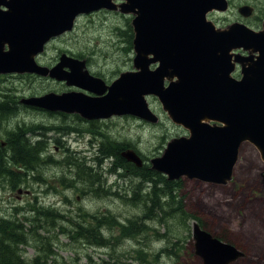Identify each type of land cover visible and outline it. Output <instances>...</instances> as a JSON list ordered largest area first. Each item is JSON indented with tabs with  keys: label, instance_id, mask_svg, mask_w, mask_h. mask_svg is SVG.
<instances>
[{
	"label": "water",
	"instance_id": "obj_1",
	"mask_svg": "<svg viewBox=\"0 0 264 264\" xmlns=\"http://www.w3.org/2000/svg\"><path fill=\"white\" fill-rule=\"evenodd\" d=\"M116 1L0 0V71L46 74L35 60L46 41L72 30L78 15L119 8L133 16L136 70L117 79L126 81V96L116 112L126 103V114L158 123L147 101L155 95L171 119L189 131V136L169 141L163 155L152 159L153 167L170 180L185 176L227 184L245 142L264 160V27L255 31L240 22L218 27L209 14L227 11L228 0ZM240 12L248 16L251 9L245 5ZM235 61L240 79L233 76ZM73 68L69 78L77 81L80 71ZM121 155L143 164L133 148ZM192 234L201 264H229L246 254L197 220Z\"/></svg>",
	"mask_w": 264,
	"mask_h": 264
},
{
	"label": "flooded vegetation",
	"instance_id": "obj_2",
	"mask_svg": "<svg viewBox=\"0 0 264 264\" xmlns=\"http://www.w3.org/2000/svg\"><path fill=\"white\" fill-rule=\"evenodd\" d=\"M228 1L229 9L227 11L214 10L210 14L227 17L233 12L231 22L225 27L240 22L255 31L263 29L264 0ZM116 2L120 3L121 1L117 0ZM245 5L251 9V14L248 16H244L240 12V7ZM1 8L6 10L4 5H1ZM114 12L126 16L119 8L101 9L90 14L78 15L72 30L46 41L44 50L35 57L39 65L46 67V74L0 71V206L6 200L12 201L15 194L19 198L26 199V207L19 206V209L10 207L12 201L8 207H5L8 209L0 208V221L3 218H11L14 214L19 218L22 213H25L28 222L32 226L40 225V229L46 234H49L46 230L50 224L53 230L59 231L66 225L64 222L66 220V204L73 203L71 198L76 197V199H81L80 203L76 206L73 205L74 207L69 206V210L71 212L74 210L73 213L76 214H73L75 219L78 215L86 214L87 219L90 215L103 212L104 218L116 217L120 223L126 226L130 219L135 218L136 220L142 217V220H138V224H145V226L139 230L138 234H141L145 243L151 244L152 241L159 240L160 235V240L169 239L172 236L168 226H165L162 234L157 232V224L161 221V218L156 215V211L160 209L159 206L149 204L132 208L139 212L125 217L124 220H121L107 207H104L105 211L103 209L96 211L88 209L92 199L114 198L119 196L118 192H126V186L120 188L123 190H114L117 188V176L123 178L127 173H130L138 179L136 184L138 185L141 179L134 173L136 168L153 175V178L146 179L148 181L141 183L142 190L145 191L143 195L145 201L150 199L148 193H151L155 187L161 189L169 181L176 190H181L187 182H190V187L194 191L203 190L206 184L216 188H225L226 184L208 183L185 176L177 180H170L167 174L153 167L152 159L154 157L149 159L136 147L134 142L126 138L120 140L111 132V125L108 122L129 115L126 114V103L123 104V111L119 108L121 111L116 112L121 102V96H123V101L126 96V81L119 82L120 80L117 79L126 71H121L114 80H111L114 74L110 71L109 66L105 65L107 68L105 71V66L100 67V65L94 64V60L99 61V56L106 52L93 46L83 48L78 45L75 48H73L74 46L68 48L60 44V41L70 34L76 33L81 17L112 15ZM214 23L221 27L215 21ZM115 31L119 38L123 37L126 41V29L118 25L115 27ZM52 46L55 47L53 53L50 52ZM131 48L134 51L133 46ZM5 50H8V45ZM119 51L112 54L117 55ZM236 51L242 52V49ZM235 63L233 76L240 79L241 66L239 62L235 61ZM82 64L83 66H81ZM73 66H77L80 71L77 81L69 78L73 75ZM156 66L157 64L152 65V68ZM34 81H37L38 84ZM3 82H10L11 88L3 87L1 85ZM168 83L167 80L166 85ZM49 86L54 89H50ZM9 90H14L19 94L9 93ZM135 118H138L137 120L140 122L144 120L137 116ZM69 140L80 149L73 148ZM127 141L132 145L126 147ZM116 146L120 150V155L123 150L128 148L135 149L143 160L142 166H137L136 163L128 161L124 157L133 168L127 169V172L126 167H121L117 163L118 160L114 156V152L110 151V148ZM92 162L96 164L93 166ZM107 165H110L109 168ZM111 176L115 178L113 184L109 183ZM142 178L144 177L142 176ZM126 180H129V177ZM146 184L151 186L147 191L144 189ZM136 185L131 186L130 189L133 190ZM216 193L217 190L213 192V194ZM7 194H9L8 197ZM126 199H131V197L126 196ZM120 201L126 205V202ZM166 207L168 209L165 211L178 209L176 206L166 205ZM96 217L98 216L92 218ZM199 220L203 228L206 229L203 221L200 218ZM35 229L40 230L37 227ZM44 240L54 244L58 242L54 237ZM78 240L85 244L88 243L86 239ZM37 257L38 255L34 254L30 258H34L31 264H46L43 259L37 261ZM52 261L57 263L54 259Z\"/></svg>",
	"mask_w": 264,
	"mask_h": 264
},
{
	"label": "rangeland",
	"instance_id": "obj_3",
	"mask_svg": "<svg viewBox=\"0 0 264 264\" xmlns=\"http://www.w3.org/2000/svg\"><path fill=\"white\" fill-rule=\"evenodd\" d=\"M132 18V15L124 16L117 12H114L112 15H95L92 18H85L83 16L78 21L76 33L70 34L68 37L60 41V44L65 45L68 48L69 46H74L73 48H75V46L80 45L83 48L93 46L97 47L99 50H103L106 54L99 56V61L94 60V64L98 66L100 65V67L105 65L109 66L111 69L110 71L114 74V77L111 80H114L121 71L136 70L133 59L135 57V53L131 48L133 44L130 46L128 37L126 36L125 41L123 37L119 38L117 36L118 33L115 31V27L118 25L124 29L128 28L130 25L132 27ZM209 18L214 20L217 24H219V26L225 27L231 22L233 12H231L227 17L217 16L212 13L209 15ZM54 50L55 47L52 46L50 48V52L53 53ZM118 50L120 51L117 55L112 54ZM245 54H248V52H245ZM104 70L107 71L106 66ZM10 82H3L1 85L3 87L11 88L12 84H10ZM35 82L38 84L37 81H34V83ZM49 88L54 89L50 86ZM8 92L10 93L15 91L9 90ZM15 93L19 94V92ZM147 101L152 111L159 116L160 122L158 124H151L144 120L140 122L137 120L138 118H135L136 116L130 115H126L125 118H116L108 123L111 125L110 130L115 137L120 140L126 138L127 140L134 142L136 147L148 156L149 159H151L153 157L163 155L167 143L174 137L189 136V131L184 126L175 123L171 119L157 96L149 95L147 97ZM69 142H71V140H69ZM71 146L73 148L80 149L75 143H72ZM95 164V162H92L93 166ZM109 166L110 165H107L108 168ZM127 177H129V180H126ZM114 179L115 178H112L111 176L109 178V183L113 184ZM116 182L117 188L114 190H123L120 188L126 186V192H118L119 196L114 197L116 199L111 197L104 199H92L88 205V209L96 211L101 209L104 210V207H107L121 220L139 212L138 210L130 208L134 206L133 204L126 203V205H124L120 201L123 200V202H128L126 196L132 197L133 193L130 188L138 182V179L132 174L127 173L126 177L123 178L117 176ZM150 187L151 186H149V184H146L144 189L147 191ZM172 189L174 193L178 194V198L182 199L184 209L198 216L201 221H203L208 231L213 234L225 236L232 244L236 245L246 253L244 257L229 264H264V160L254 145L249 142L242 144L239 150V159L234 169L233 178L226 184L224 189L206 184L204 185L203 190L197 189L194 191L190 187V182L185 183L181 190H176L174 187ZM216 190L217 193L213 194ZM8 196L9 194H7V197ZM71 199L73 203L69 202V204H66L67 211L65 212V228L55 231L50 224L46 230L49 234H46V232L40 229V225L35 226L40 229L41 235L44 239L52 236L58 241L56 244L53 243L54 245L52 244V246L53 249L63 258V261L57 260V263H54L52 261L54 258L53 255L49 260L50 264H63L61 262H64L65 264H88L89 258L87 257V253L92 256L96 264H131L132 262L133 264L202 263V259L196 254L192 230L189 229V226L192 229V221L194 219L188 218L186 220V224L182 226L178 224V220L185 218L180 216L167 217L166 221L163 220L161 223L157 224L160 234L164 232L165 226L170 228L172 236H170L169 239L173 238V242H175L174 238L178 236L183 239L180 241L181 250L178 252V255L166 254L160 260H157L153 255L148 254V258L145 262L140 263L138 260L134 261L130 257L126 258V252L130 249H135L138 246H135L134 243H126V239H130L126 238V236L123 238L125 241L118 243L115 246L110 245L107 248H93L88 247V245L83 242H77L82 244V247L78 246L76 247L77 250H75L73 246L68 244H75V242H72L73 237H71V231L72 228L75 227L74 224L78 223L82 220V218L81 215H78L75 219L76 214L73 213L74 210L73 212L69 210V206H76L80 203L81 199H76V197H72ZM159 200L160 208H162V212L165 214V209H168L165 205L168 201L167 193L163 194V196L160 194ZM12 201L6 200L0 208L8 207L10 202H12L10 207L18 209L19 206L26 207V199L19 198L16 194ZM142 206L144 205L142 204ZM190 212L188 213L194 215ZM97 213L101 217H104L103 212ZM161 216L164 215L161 213ZM11 219H16L15 221L17 222H19L18 219H20L27 226L31 225L28 222V219L25 220L18 217H11ZM99 219L100 217H96L94 218V221L99 222ZM142 219V217L138 218V220ZM134 221L135 218L129 223V228H132V233L137 226V224H133ZM73 222L74 224H71ZM120 224L124 226L122 223ZM143 225L145 226V224ZM172 229L174 231H172ZM140 230H142V228H140ZM175 232H178L180 235L177 236ZM132 233L130 235L131 238L133 236ZM108 235H110V233H108ZM139 237H141V234L139 235L138 233L134 236V238ZM161 245L162 242L157 240L152 241L151 244L144 245V247L149 250H158L161 248ZM22 247L25 249L24 256L26 258L30 259L34 256V247Z\"/></svg>",
	"mask_w": 264,
	"mask_h": 264
},
{
	"label": "trees",
	"instance_id": "obj_4",
	"mask_svg": "<svg viewBox=\"0 0 264 264\" xmlns=\"http://www.w3.org/2000/svg\"><path fill=\"white\" fill-rule=\"evenodd\" d=\"M126 36L128 37V42L130 43V46L133 44V36L134 33L132 31L131 25L126 28L125 32ZM131 142H126V147L131 146ZM110 151L114 152V156L118 160L117 163L120 164L121 167H126V171L128 172L127 169H133L131 167V164L120 155V150L116 146L115 148H110ZM134 173L140 177L141 181L139 182L138 185L134 187L132 190V197L131 199H127L128 202L133 204L131 208H138L139 206H147L148 204H151L152 206H159L160 207V200L159 196H163V194L167 193V198L168 201L165 203V205L168 206H176L178 209L174 212L171 211H166L162 212L163 210L160 208L156 211V215L161 218L160 223L164 220L166 221L167 217H176L180 216L185 219H180L178 220V224L184 226L186 224V220L188 218L191 219H198L195 215L189 214L185 209H184V204L181 198H178V194L173 192V185L171 182H167V185L163 188H157L155 187L154 190L149 194V198L147 201L143 200L144 199V193L145 191L142 190V185L141 183L148 181L146 179L153 178V175L147 174L146 172H143L141 169L134 170ZM144 178H142V176ZM175 188V187H174ZM160 189V191H159ZM148 203V204H147ZM161 213L164 216H161ZM94 216L100 217L99 222L94 221ZM13 217H17L16 214H14ZM163 217V218H162ZM22 219L27 220L26 214L22 213V216L19 217ZM82 220H80L78 223H75V227L72 228V235L73 241L75 244H68L74 247L75 250L76 247H82V244L77 243L79 242L78 239H86V242L88 247H93V248H107L110 245L115 246L118 243H121L125 240L123 238H130L126 239V243H134L136 247L135 249H130L126 252V258H132L134 261L138 260L140 263H143L147 260L148 254L153 255L157 260H160L164 255L166 254H176L178 255L179 251L181 250L180 246V241L181 239L180 235L178 232H175V234L178 236L175 239V242H173V238L167 240H160L161 235L159 238V241L162 242V245L160 246L161 248L158 250H149L148 248H145L144 245H148L145 243L141 237L139 238H134V236L139 233L140 228L143 229V224H138V218L133 222V224H137L135 227V230L132 233V228H129V223L134 219H130L128 224L126 226H122L120 224V221L116 217H101L99 214L97 215H90L86 219V214L81 215ZM16 219H11L10 217L8 218H3L0 221V264H31V261L34 259H28L24 256L25 249L22 246H32L35 249V254L38 255L37 261L40 260H45L46 264H49V260L51 256L54 255V260H62L63 258L59 255L58 252H56L53 249V246L51 242L44 240V237L41 235V231L35 229V226L32 225H26L24 222H22L20 219L19 222L15 221ZM199 220V219H198ZM104 225V226H103ZM134 227V226H131ZM172 231H174L172 229ZM159 233V230H157ZM110 233V235H108ZM131 233H132V238H131ZM22 234V235H21ZM75 234V235H74ZM217 237L221 238L224 241L231 242L228 240L225 236L215 234ZM47 239L52 238L46 237ZM77 238V239H76ZM112 243V244H111ZM54 245V244H53ZM86 245V246H87ZM165 248V249H164ZM156 251V252H155ZM169 254V255H170ZM48 258H47V257ZM87 257L89 258V263L88 264H96V262L93 260L92 256L87 253ZM78 258V257H77ZM25 259V260H24ZM65 264L64 262H61ZM40 264V263H38ZM74 264V263H71ZM106 264V263H102ZM118 264V263H114ZM133 264V262L131 263Z\"/></svg>",
	"mask_w": 264,
	"mask_h": 264
},
{
	"label": "bare ground",
	"instance_id": "obj_5",
	"mask_svg": "<svg viewBox=\"0 0 264 264\" xmlns=\"http://www.w3.org/2000/svg\"><path fill=\"white\" fill-rule=\"evenodd\" d=\"M89 17V16H88ZM159 179V178H158ZM11 181V180H10ZM178 189V188H177ZM162 204V203H161ZM164 204V203H163ZM52 210V209H51ZM74 217V216H73ZM78 217V216H77ZM69 225V224H68ZM66 226V225H65ZM75 235V234H74ZM165 249V248H164ZM170 254V253H169ZM47 257V256H46ZM48 258V257H47ZM25 260V259H24Z\"/></svg>",
	"mask_w": 264,
	"mask_h": 264
}]
</instances>
